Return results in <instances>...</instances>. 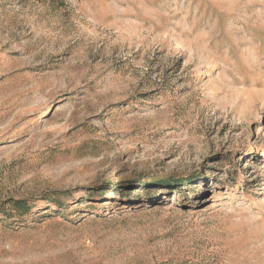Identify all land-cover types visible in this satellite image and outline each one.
I'll list each match as a JSON object with an SVG mask.
<instances>
[{"label":"rangeland","instance_id":"1","mask_svg":"<svg viewBox=\"0 0 264 264\" xmlns=\"http://www.w3.org/2000/svg\"><path fill=\"white\" fill-rule=\"evenodd\" d=\"M0 264H264V0H0Z\"/></svg>","mask_w":264,"mask_h":264}]
</instances>
